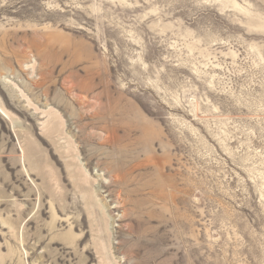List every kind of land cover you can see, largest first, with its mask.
Masks as SVG:
<instances>
[{
  "label": "rangeland",
  "instance_id": "374dc122",
  "mask_svg": "<svg viewBox=\"0 0 264 264\" xmlns=\"http://www.w3.org/2000/svg\"><path fill=\"white\" fill-rule=\"evenodd\" d=\"M0 107V264H264V0H0Z\"/></svg>",
  "mask_w": 264,
  "mask_h": 264
},
{
  "label": "bare ground",
  "instance_id": "6f19581e",
  "mask_svg": "<svg viewBox=\"0 0 264 264\" xmlns=\"http://www.w3.org/2000/svg\"><path fill=\"white\" fill-rule=\"evenodd\" d=\"M0 109H1V107H0ZM1 111H2V109H1ZM0 115L3 116L6 120H9V117H10V116L8 115V112L2 111V112L0 113ZM53 128H55V127H53ZM53 128H52V129H53ZM55 130H56V128H55ZM109 143H111V144L114 143V140H110ZM63 152H64V150H63ZM83 179H84V178H83ZM86 181H87V180H86ZM86 185H87V183H86ZM88 186H89V185H88ZM86 191H87V190H86ZM93 221H94V220H93Z\"/></svg>",
  "mask_w": 264,
  "mask_h": 264
}]
</instances>
